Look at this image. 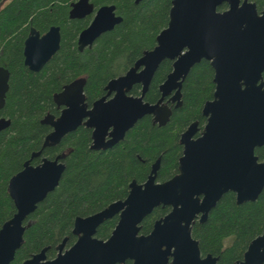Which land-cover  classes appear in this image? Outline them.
<instances>
[{
	"label": "water",
	"instance_id": "water-1",
	"mask_svg": "<svg viewBox=\"0 0 264 264\" xmlns=\"http://www.w3.org/2000/svg\"><path fill=\"white\" fill-rule=\"evenodd\" d=\"M142 0H135L138 3ZM226 4L225 10L217 7ZM94 12L89 0L70 4L69 17L83 18ZM122 17L114 4L99 6L87 27L80 31L77 48L91 47L104 32L112 30ZM60 28L52 25L42 35L33 26L24 40V65L40 71L60 47ZM164 59L172 60V70L159 85L155 103L143 101L151 79ZM202 59L213 68L214 93L203 104L206 123L196 139L197 122L181 134L182 155L178 173L157 182V159L143 183L129 184L125 199L108 204L88 216H77L72 234L75 242L65 249L66 238L58 245L53 259H46L47 247L25 259L22 264H216L217 257L200 256L198 241L191 236V225L200 215L203 222L221 196L231 191L237 204L257 199L264 188V161L254 155L255 146L264 145V11L248 0H172L169 20L156 36V45L143 52L123 75L110 79L107 93L88 108L83 79L64 85L54 94L58 117L47 115L42 123L53 129L43 147L59 143L81 124L92 129L91 149L105 150L119 142L125 132L142 116L164 125L171 114L163 99L180 105V88L190 69ZM9 71L0 66V109L4 106ZM141 85L139 96H129L133 84ZM111 98H107L111 93ZM10 124L0 118V131ZM41 151L32 154L39 155ZM43 158L37 165L30 160L10 177L8 194L14 204L13 215L0 227V264H9L23 242L26 218L59 183L65 165L61 159ZM168 206L169 212L154 221L147 234L141 223L154 208ZM117 215L110 236H95L98 226ZM236 264H264V232L253 238L242 260Z\"/></svg>",
	"mask_w": 264,
	"mask_h": 264
},
{
	"label": "trees",
	"instance_id": "trees-1",
	"mask_svg": "<svg viewBox=\"0 0 264 264\" xmlns=\"http://www.w3.org/2000/svg\"><path fill=\"white\" fill-rule=\"evenodd\" d=\"M2 0H0L1 2ZM75 0H9L0 10V65L9 70V89L0 116L10 125L0 131V227L14 213L7 191L11 176L23 168L25 161L42 147L51 128L41 122L47 113L58 114L53 94L63 85L84 78L86 101L91 104L105 94L106 83L124 74L144 51L156 45L157 34L167 26L172 0H89L97 9L114 4L122 17L112 30L102 33L89 48L77 49V37L91 16L69 19L70 3ZM264 10V0H249ZM226 4L217 9L223 10ZM60 27V47L39 72L30 71L23 63V41L30 27L40 33L50 26ZM172 70V61L163 60L155 71L144 99L156 102L159 84ZM213 69L209 61L196 63L185 77L181 88V106L172 109L169 121L158 126L150 116L140 118L126 133L124 140L106 151L90 148L91 129L81 125L66 134L52 147L44 148L30 159L32 165L65 153V164L56 188L37 204L26 218L23 242L9 264L22 262L48 247L47 258L56 255V246L66 238V246L76 240L72 234L77 216H88L111 202L123 200L129 183L144 182L150 165L159 158L157 181H165L178 172L182 154L180 134L194 120L204 122L201 109L212 99ZM135 85L133 94H139ZM258 151L264 157V151ZM170 208L158 206L146 216L140 233L147 234L152 224ZM118 220L115 215L101 223L95 236L107 238ZM264 232V188L254 201L236 203L235 194L226 192L209 211L207 219L191 227L200 252L217 256L216 264H235L241 260L249 242ZM231 239L230 243L226 241ZM125 264H130L126 261Z\"/></svg>",
	"mask_w": 264,
	"mask_h": 264
},
{
	"label": "flooded vegetation",
	"instance_id": "flooded-vegetation-1",
	"mask_svg": "<svg viewBox=\"0 0 264 264\" xmlns=\"http://www.w3.org/2000/svg\"><path fill=\"white\" fill-rule=\"evenodd\" d=\"M8 1H9V0H2V1L0 2V10H1V9H2V8L8 3ZM75 1H77V0H75ZM248 1H249V0H248ZM73 2H74V1H73ZM250 2H252V1H250ZM71 3H72V2H71ZM71 3H70V4H71ZM253 3H254V2H253ZM223 4H224V3H223ZM221 5H222V4H221ZM255 5H256V4H255ZM218 7H219V6H218ZM218 7H217V8H218ZM226 8H227V5H226ZM226 8H225V9H226ZM69 9H70V8H69ZM225 9H223V10H225ZM256 9H257V7H256ZM217 10H218V9H217ZM95 11H96V9L94 8V12H93L92 14L87 15V16H91L90 21L92 20ZM219 11H220V10H219ZM221 11H222V10H221ZM262 11H264V10H258V9H257L258 14H261ZM68 17H69V12H68ZM85 17H86V16H85ZM85 17H83V18H85ZM83 18H74V19H83ZM69 19H71V18L69 17ZM90 21H89V23H90ZM89 23H88V24H89ZM56 26H57V25H56ZM87 26H88V25H87ZM87 26H86V27H87ZM59 28H60V27H59ZM29 29H30V28H29ZM83 29H84V28H83ZM83 29H82V30H83ZM28 33H29V31H28ZM28 33H27V35H28ZM39 33H40V32H39ZM44 33H45V32H44ZM79 33H80V32H79ZM40 34L42 35L43 33H40ZM78 35H79V34H78ZM26 37H27V36H26ZM26 37H25V38H26ZM77 38H78V37H77ZM24 40H25V39H24ZM23 45H24V41H23ZM77 49H78V48H77ZM22 55H23V49H22ZM164 60H165V59H164ZM162 61H163V60H162ZM162 61H161V62H162ZM171 61H172V60H171ZM161 62H160V63H161ZM23 63H24V57H23ZM172 63H173V61H172ZM209 63H210V62H209ZM0 66H1V65H0ZM133 66H134V64H133ZM2 67H4V66H2ZM4 68H5V67H4ZM130 68H131V67H130ZM130 68H129V69H130ZM6 69H7V68H6ZM212 69H213V68H212ZM7 70H8V69H7ZM156 70H157V69H156ZM8 71H9V70H8ZM30 71H31V70H30ZM32 72H33V71H32ZM38 72H39V71H38ZM168 74H169V73H168ZM168 74H167V75H168ZM122 75H123V74H122ZM167 75H166V77H167ZM261 75H262L261 79L264 81V70L262 71ZM120 76H121V75H120ZM186 76H187V75H186ZM186 76H185V77H186ZM9 77H10V73H9ZM166 77H165V79H166ZM115 78H116V77H115ZM152 78H153V77H152ZM77 79H83V81H84V85H83V93H84L85 80H84V78H82V77L77 78ZM77 79H75V80H77ZM165 79H164V80H165ZM184 79H185V78H184ZM151 80H152V79H151ZM164 80H163V81H164ZM8 81H9V79H8ZM163 81H162V82H163ZM183 81H184V80H183ZM183 81H182V83H183ZM72 82H73V81H72ZM162 82H161V83H162ZM70 83H71V82H70ZM150 83H151V82H150ZM161 83H160V84H161ZM68 84H69V83H68ZM106 84H107V83H106ZM160 84H159V85H160ZM65 85H67V84H65ZM135 85H137V83H136V84H133V85L131 86V88L129 89V91H127V93H126L127 95H129V96H139V95H140L141 88H140V92H139V94H133V93H132V89H133V87H134ZM138 85H140V84H138ZM149 85H150V84H149ZM63 86H64V85H63ZM63 86H62L61 90L63 89ZM105 86H106V85H105ZM140 87H141V85H140ZM148 88H149V87H148ZM181 88H182V84H181ZM181 88H180V92H181ZM8 89H9V83H8ZM8 89H7V91H8ZM61 90H60V91H61ZM104 90H105V94H106V93H107V90L105 89V87H104ZM158 90H159V86H158ZM7 91H6V94H7ZM60 91H59V92H60ZM147 91H148V89H147ZM147 91H146V92H147ZM59 92H56V93H59ZM146 92H145V94H146ZM56 93H54V94H56ZM159 93H160V90H159ZM173 93H174V92H172V94H173ZM213 93H214V91H213ZM6 94H5V97H6ZM54 94H53V96H54ZM105 94H104V95H105ZM113 94H114V93L112 92V93L110 94V96H108L107 98H111V97L113 96ZM145 94H144V97H145ZM172 94L166 96V97L163 99V101H162V104L167 105V106L170 108V110H171V114H172V109L181 106V96H180V105L177 106V107H175V103H174V102L168 101L169 98H170V96H171ZM84 96H85V93H84ZM102 96H103V95H102ZM102 96H101V97H102ZM160 96H161V94H160ZM160 96H159V98H160ZM144 97H143V101L148 102V101H146V100L144 99ZM159 98L156 100V102L159 100ZM212 98H213V97H212ZM98 99H99V98H98ZM96 100H97V99H96ZM210 100H212V99H210ZM94 101H95V100H94ZM94 101H93V102H94ZM207 101H208V100H207ZM53 102L55 103L56 108L59 110V111H58V114L55 115V114H53V113H47L45 116H47V115H52V116H54V118H56V117H58V115L60 114V111H61V109L63 108V106H62V105H61V106H57V104H56V102L54 101V99H53ZM93 102H92V103H93ZM85 103H86V105H87L88 108H90L91 105H92V103H91V104H88V102L86 101V96H85ZM149 103H150V102H149ZM154 103H155V102H154ZM204 103H205V102H204ZM4 104H5V102H4ZM3 107H4V106H3ZM3 107H2V108H3ZM202 107H203V105H202ZM2 108H1V109H2ZM1 109H0V110H1ZM171 114H170V116H171ZM147 115H148V114H146V115H144V116H147ZM201 115L204 117V122H203L202 124H200L198 120H194V121H193V122H195V121L197 122V129H196V131H195V134L193 135V139H196L197 137H199V136L201 135L202 130H203V128H204V125H205V123H206V118H207V117L204 116V115L202 114V109H201ZM45 116H44V117H45ZM148 116H150L151 121H152V123H153L152 116H151V115H148ZM170 116H169V118H170ZM44 117L42 118V120L44 119ZM142 117H143V116H142ZM142 117H141V118H142ZM0 118H5V117L0 116ZM5 119H8V118H5ZM9 120H10V119H9ZM42 120H41V122H42ZM138 120H139V119H138ZM138 120H137V121H138ZM137 121H136V122H137ZM168 121H169V119H168ZM168 121H167V122H168ZM136 122L134 123V125L136 124ZM167 122H166V123H167ZM193 122H191V123H193ZM166 123H165V124H166ZM191 123H190V124H191ZM43 124H46V123H43ZM153 124L158 125L157 123H153ZM165 124H164V125H165ZM190 124H189V125H190ZM9 125H10V124H9ZM46 125H48V126L51 128V130H50V132H51L53 128H52L49 124H46ZM81 125H83V124H81ZM81 125H80V126H81ZM134 125H133L130 129H128V130L125 132L123 138H122L119 142H117L116 144H114L112 147H110V148H108V149H111V148L117 146L119 143H121V142L124 140V138H125V136H126V133H127L129 130H131V129L134 127ZM189 125L185 128V130L189 127ZM84 126H85V125H84ZM158 126H163V125H158ZM78 127H79V126H78ZM78 127H77V128H78ZM6 128H7V127H6ZM6 128H5V129H6ZM77 128H76V129H77ZM88 128H89V127H88ZM76 129H75V130H76ZM90 129H91V128H90ZM2 130H4V129H2ZM2 130H1V131H2ZM185 130H184V131H185ZM184 131H183V132H184ZM183 132H182V133H183ZM69 133H70V132H69ZM91 133H92V129H91ZM182 133H181V134H182ZM67 134H68V133H67ZM181 134H180V136H181ZM45 137H46V136H45ZM63 137H64V136H63ZM63 137H62V138H63ZM62 138H61V139H62ZM44 140H45V138H44ZM60 141H61V140H60ZM60 141H59V142H60ZM43 143H44V141H43ZM91 143H92V138H91ZM179 143H180V137H179ZM57 144H58V143H57ZM57 144H54V145H51V146H46V147H52V146H55V145H57ZM180 144H181V143H180ZM181 146H182V150H183V145L181 144ZM46 147H43V144H42V147H41V149H40L39 151H42V150H43L44 148H46ZM90 148H91V144H90ZM108 149H105V150L100 149V150H96V151H106V150H108ZM92 150H94V149H92ZM260 150H263V151H264V145L255 146L254 149H253V153H254L255 156H257V159H258L259 162L264 161V157H260V155H259V152H258V151H260ZM263 151H262V152H263ZM40 153H41V152H40ZM63 154H64V157H65V153H63ZM39 155H40V154H39ZM39 155H36V156H39ZM59 155H62V154H59ZM181 155H182V154H181ZM36 156H33V157H36ZM57 156H58V155H57ZM33 157H32V155H31V158H33ZM55 157H56V156H55ZM55 157H54V158H55ZM31 158H30V159H31ZM43 158H47V157H42L41 160H42ZM54 158H52V159H54ZM179 158H180V157H179ZM30 159H29V160H30ZM47 159H49V158H47ZM63 159H64V158H63ZM63 159H61L60 161H62ZM157 159H159V158H157ZM157 159H156V160H157ZM178 160H179V159H178ZM40 162H41V161H40ZM40 162H39V163H40ZM62 162H63V161H62ZM39 163H38V164H39ZM63 163H64V162H63ZM159 163H160V160H159ZM30 164H31V163H30ZM153 164H154V163H152V164L150 165V170H151V166H152ZM31 165H32V164H31ZM36 165H37V164H36ZM64 165H65V164H64ZM158 169H159V166H158ZM158 169H157V171H158ZM150 170H149V173H150ZM149 173H148V175H149ZM177 173H178V172H177ZM148 175H147V177H148ZM156 176H157V172H156ZM146 179H147V178H146ZM132 181H133V180H132ZM156 181H157V177H156ZM165 181H166V180H165ZM157 182H161V181H157ZM162 182H163V181H162ZM137 183H138V182H137ZM141 183H143V182H141ZM129 184H130V183H129ZM228 192H229V191H228ZM224 194H225V193H224ZM124 199H125V198H124ZM168 212H169V211H168ZM168 212H167V213H168ZM160 218H161V217H160ZM199 218H200V215H198V216L195 218L194 222H195L196 220H197L198 222H200V221H199ZM158 219H159V218H158ZM206 219H207V218H206ZM206 219H205V220H206ZM205 220H204V221H205ZM204 221H203V222H204ZM194 222L192 223V225L194 224ZM203 222H200V223H203ZM153 224H154V222H153ZM153 224H152V226H153ZM192 225H191V227H192ZM151 229H152V228H151ZM151 229H150V230H151ZM149 232H150V231H149ZM149 232H148V233H149ZM142 234H143V233H142ZM73 235H74V234H73ZM109 236H110V235H109ZM109 236H108V237H109ZM191 236H192V235H191ZM108 237H107V238H108ZM107 238H105V239H103V240H106ZM74 242H75V241H74ZM71 245H72V244H71ZM71 245H70V246H71ZM198 246H199V245H198ZM56 247H57V246H56ZM66 248H69V246L67 247V246H66V242H65V249H66ZM42 249H43V248H42ZM47 249H48V247H47ZM46 251H47V250H46ZM56 251H57V252H56V255H57V253H58L57 248H56ZM244 252H245V251H244ZM244 252H243V253H244ZM207 254H210V253H207ZM207 254L203 255V254L200 252V256H201V257H204V256H206ZM32 255H33V254H32ZM45 255H46V252H45ZM56 255H55V256H56ZM211 255H212V254H211ZM55 256H54L53 258H55ZM212 256H213V255H212ZM30 257H31V256H30ZM30 257H29V258H30ZM216 257H217V256H216ZM53 258H47V256H46V259H53ZM241 260H242V259H241ZM126 261H129L130 264H133V260H130V259H127V260H125L123 263H118V264H125ZM170 261H171V257H168V262H167V264H169ZM237 261H240V260H237ZM237 261L235 262V264L237 263Z\"/></svg>",
	"mask_w": 264,
	"mask_h": 264
},
{
	"label": "rangeland",
	"instance_id": "rangeland-1",
	"mask_svg": "<svg viewBox=\"0 0 264 264\" xmlns=\"http://www.w3.org/2000/svg\"><path fill=\"white\" fill-rule=\"evenodd\" d=\"M230 241H231V239H228L226 242H227V243H230Z\"/></svg>",
	"mask_w": 264,
	"mask_h": 264
}]
</instances>
